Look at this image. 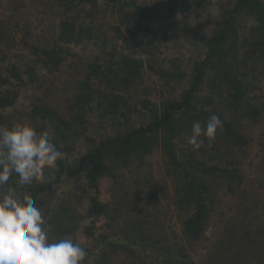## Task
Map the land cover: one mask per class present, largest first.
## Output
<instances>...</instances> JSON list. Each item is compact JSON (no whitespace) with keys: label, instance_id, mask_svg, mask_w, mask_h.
<instances>
[{"label":"trees","instance_id":"16d2710c","mask_svg":"<svg viewBox=\"0 0 264 264\" xmlns=\"http://www.w3.org/2000/svg\"><path fill=\"white\" fill-rule=\"evenodd\" d=\"M105 1L118 14V22L110 25L112 36L82 19L84 14L93 21L101 12L100 0H54L57 37L35 43L26 25L21 37L34 57L25 67L12 63L9 50L0 47V127L17 125L4 110L19 99L24 74L35 81L40 65L60 70L68 55H76L72 44L94 42L100 53L83 63V78L70 84L65 99L69 115L39 99L26 115L38 133L49 132L61 153L71 147H61L60 140L86 129L88 113L113 130L86 136L89 147L73 161L61 157L54 180L22 186L13 174L0 186V195L9 189L20 197L30 195L43 213L50 239L72 238L87 251L83 264H195L193 248L212 235L210 253L222 259L214 264H264V0H233L231 6L220 1L216 24L195 45L188 87L159 102L149 97L153 90L146 85L145 68L170 89L183 82L188 72L181 58L166 67L158 58L161 46L175 20L191 28V17L205 11L211 0H161L151 6L143 0ZM4 22L0 43L10 49L15 37L6 33ZM139 31L151 37L130 38ZM213 114L223 129L193 150L186 140L192 122L203 124ZM256 137L257 164L249 158ZM157 149L164 158V178L158 184L167 190L166 207L149 176V158ZM62 181L72 190L58 197L56 184ZM225 196L227 211L219 209ZM173 212L179 231L166 222ZM223 214H232L229 222ZM80 232L90 237L91 245L79 240Z\"/></svg>","mask_w":264,"mask_h":264},{"label":"rangeland","instance_id":"374dc122","mask_svg":"<svg viewBox=\"0 0 264 264\" xmlns=\"http://www.w3.org/2000/svg\"><path fill=\"white\" fill-rule=\"evenodd\" d=\"M148 5L161 4V0H143ZM223 1L226 5L231 6L233 0H211L210 5L205 11L200 12L198 15H193L191 17V28L186 26L184 21L177 19L174 21V27L170 30V36L167 40L163 41L161 46L162 52L159 54L158 58L162 63L168 67L169 61L173 60L176 57L181 58L182 63L180 65L183 69H186L188 72L187 77L183 80L182 83L174 82L172 85L175 86V89L168 88L165 82L159 78L157 74H154L145 68V82L153 90L149 97L154 102H159L164 96L169 94L179 95L181 91L188 87L190 80V71L192 66V56L194 58L197 56L198 51L195 52V45L199 44V36L209 29H211L217 22L218 16L220 14L219 3ZM53 3V4H51ZM54 0H0V22L5 21L4 25L7 27V34H12L15 37V44L11 45V48H7V44L2 42L0 47H4L5 51L9 50V57L12 63H16L21 67H25L30 59L34 57L30 49L26 46L25 42L22 40L23 30L25 26H29V29L32 31V41L35 43H40L41 45L46 44L47 41H52L53 37H57V17H56V7ZM88 9V7H87ZM100 13H97L93 21L87 15L82 14V19L86 23H89L92 26H101L102 31L108 32L109 36L113 35V31L110 28V25H114L118 22L117 12L113 13L110 6L106 4L105 0H100ZM85 16V17H84ZM19 23L15 29L12 23ZM251 21L248 22L250 24ZM12 25V26H11ZM11 26V27H10ZM4 27V26H3ZM1 30V27H0ZM41 36V37H40ZM151 37V34L146 32L139 31L135 34L134 38L131 36V39H143L147 40ZM114 40V39H112ZM119 50L122 49L121 42H118ZM111 43L109 44V47ZM72 50L76 55H68L67 60L61 65V69L57 71H49L43 68L41 65L38 66L37 70V80L30 81L28 74H24L26 83L20 87V97L17 100L16 104L12 107L4 110L5 113H9L16 120L17 124L27 123L31 124L30 119L27 117V112L30 110L31 106L38 99L42 100L45 103L60 106L64 114L69 115L67 111L65 100L67 94L71 90V83H74L76 80L83 78V73L86 70L83 69V63L86 64L90 60H94L96 55L100 53V50L96 47L94 42L86 44L84 46L71 45ZM108 47V48H109ZM193 58V59H194ZM117 60V58H115ZM103 60H99L101 63ZM142 96V93L140 94ZM87 122L85 123L86 129L79 128V135H68L66 141H61L60 146L62 147L65 144H69L71 150L63 151L62 158H68L69 161H73L80 154L84 153L89 147V137L103 136L113 132L109 124H105L103 127L100 126L99 120L96 114L88 113L86 115ZM261 129V128H260ZM260 129L257 130L255 134H259ZM53 137L59 138L54 132H51ZM259 138V137H258ZM260 149L258 139L253 142L251 146V152L249 158L257 164L260 157L257 156V152ZM151 162V167L149 169V176L153 177L154 187L157 188V194L159 196L158 201L160 204H164L166 207L167 199L164 198V193L167 190L161 189L159 186V181L163 180L164 172L162 169L163 156L159 149H157L149 158ZM57 165L54 168H46L43 173L44 181L54 180L56 178ZM66 181H62L56 184L58 187L57 195L58 197H64L68 192H70L71 186L66 184ZM168 190L172 192L173 188L171 185L168 186ZM219 209L227 211V205L230 203L228 197H223L220 200ZM162 206V207H163ZM80 209L84 210L85 206H80ZM264 210H261V219H264ZM175 212L169 213L166 218L167 225L179 231L180 224L175 217ZM171 215L172 218H171ZM232 215V214H231ZM231 215L223 214L226 221L229 222ZM89 220H83L81 225H85ZM220 227V226H219ZM222 227L220 228V230ZM79 240L85 243H91L90 237L86 236L85 233L80 232L78 236ZM72 239V238H70ZM73 240V239H72ZM91 245V244H90ZM215 246L214 235L209 239H205L200 242L193 248L192 256L195 260V264H210L222 261V259L215 257L214 254L210 252ZM99 249L95 250L97 254ZM147 254V253H146ZM93 262V259L90 261Z\"/></svg>","mask_w":264,"mask_h":264},{"label":"clouds","instance_id":"9594fccd","mask_svg":"<svg viewBox=\"0 0 264 264\" xmlns=\"http://www.w3.org/2000/svg\"><path fill=\"white\" fill-rule=\"evenodd\" d=\"M222 129L215 114L203 124L193 121L187 144L198 150ZM61 157L48 131L38 133L27 123L0 127V186L13 174L19 185H32ZM87 255L70 238L50 239L43 213L30 195L17 196L13 189L0 195V264H83Z\"/></svg>","mask_w":264,"mask_h":264}]
</instances>
